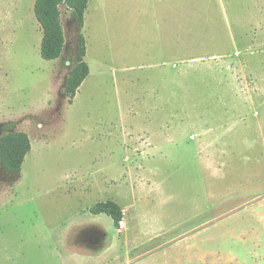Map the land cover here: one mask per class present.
I'll return each instance as SVG.
<instances>
[{
	"label": "rangeland",
	"instance_id": "obj_1",
	"mask_svg": "<svg viewBox=\"0 0 264 264\" xmlns=\"http://www.w3.org/2000/svg\"><path fill=\"white\" fill-rule=\"evenodd\" d=\"M34 1L0 0V136L31 145L19 174L0 166V264L121 248L114 221L89 212L106 201L130 207L132 241L177 225L218 264H264V0H89L82 27L60 6L52 61ZM79 34L89 75L69 104ZM126 158L142 186L124 183ZM92 227L107 237L83 241Z\"/></svg>",
	"mask_w": 264,
	"mask_h": 264
},
{
	"label": "crops",
	"instance_id": "obj_2",
	"mask_svg": "<svg viewBox=\"0 0 264 264\" xmlns=\"http://www.w3.org/2000/svg\"><path fill=\"white\" fill-rule=\"evenodd\" d=\"M155 1L156 3H163L164 0ZM165 2H168V4L170 3L169 0H166ZM168 9L169 8L167 7V10ZM160 64L161 66H165L169 64V61H162L161 63H157L155 65L159 66ZM131 148L136 149L140 147L132 144ZM134 155L136 156V153H134ZM138 156L139 155L137 154V157ZM139 159L126 158L123 160V164L125 163L126 165L121 163V165H119L120 171L123 172L122 179H124V183H127L128 185V182L130 181L132 189H134L135 178L137 179L136 182H138L137 187H140L145 183L141 176L135 174L143 169L141 163L138 164ZM112 168L108 167L105 168V170H110ZM113 174L114 175H110L112 176L111 181L115 183L119 177L118 175L116 177V173ZM119 181L121 180L119 179ZM119 207L122 211V220L126 224L124 216L127 212V209L129 210L130 207ZM131 207L133 206L131 205ZM178 227L179 226L177 225L173 226L167 233L170 234L174 232V236L168 239H162L164 235L161 233V229L154 231L144 226L142 238L132 241L127 236L128 229L127 231L121 232V229L123 228H118L116 225L114 232L115 235L123 234L124 244L123 246L121 245V248H114L110 243V245L105 244L102 249L92 252L86 251L79 254L78 252L73 251L69 255V260L72 264H182V260H191V262L195 261L197 262L196 264H218L216 251L212 250V248L197 252L196 246H198V243H201V239L195 236L196 230L190 232L192 233V236L184 237L182 234L176 233ZM92 228L94 229H89L81 233V239L83 241L92 244L101 238L107 237V234L102 229H100V227ZM203 241L207 242L210 240L203 238Z\"/></svg>",
	"mask_w": 264,
	"mask_h": 264
},
{
	"label": "trees",
	"instance_id": "obj_3",
	"mask_svg": "<svg viewBox=\"0 0 264 264\" xmlns=\"http://www.w3.org/2000/svg\"><path fill=\"white\" fill-rule=\"evenodd\" d=\"M89 0H35L33 13L40 26L41 42L40 57L46 61L56 60L61 56L64 47V34L61 25L60 6L69 12V17L83 25V16ZM78 53L74 65L70 69L63 87L64 95L69 104L75 94L89 75V67L84 61L85 40L81 34L78 36ZM31 145L28 136L23 132L6 133L0 136V166L11 174H19L25 156ZM93 215L105 214L118 224L122 220V211L113 201L96 203L89 209Z\"/></svg>",
	"mask_w": 264,
	"mask_h": 264
},
{
	"label": "built area",
	"instance_id": "obj_4",
	"mask_svg": "<svg viewBox=\"0 0 264 264\" xmlns=\"http://www.w3.org/2000/svg\"><path fill=\"white\" fill-rule=\"evenodd\" d=\"M118 227H119V228H123V227H124V222H123V220H121L120 222H118Z\"/></svg>",
	"mask_w": 264,
	"mask_h": 264
}]
</instances>
